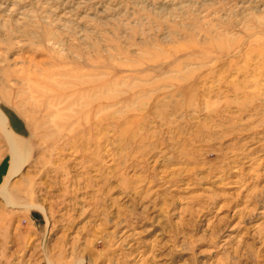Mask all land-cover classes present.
Returning <instances> with one entry per match:
<instances>
[{"label":"rangeland","instance_id":"374dc122","mask_svg":"<svg viewBox=\"0 0 264 264\" xmlns=\"http://www.w3.org/2000/svg\"><path fill=\"white\" fill-rule=\"evenodd\" d=\"M0 264H264V0H0Z\"/></svg>","mask_w":264,"mask_h":264},{"label":"bare ground","instance_id":"6f19581e","mask_svg":"<svg viewBox=\"0 0 264 264\" xmlns=\"http://www.w3.org/2000/svg\"><path fill=\"white\" fill-rule=\"evenodd\" d=\"M1 128H3V127H1ZM3 132H5V131H3ZM4 134L6 135L7 138L10 137V136H9V133L6 132V133H4ZM10 141H11V140H9V142H10ZM11 143H12V142H11ZM11 143H10V144H11ZM14 164H15V163H13V165H14ZM19 167H20V166H19ZM13 169H14V168H13ZM19 169H20V168H19ZM12 172H13V171L11 170V171H10V177L14 176V175H13L14 172H13V173H12ZM11 173H12V174H11ZM16 174H17V173H16ZM2 190H3V189H2ZM3 192H4V191H3ZM2 195H3V193H2ZM2 195H1V196H2Z\"/></svg>","mask_w":264,"mask_h":264}]
</instances>
